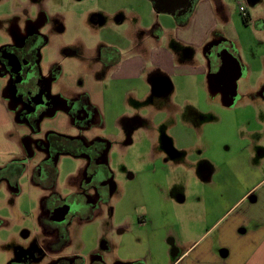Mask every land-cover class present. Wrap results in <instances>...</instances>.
<instances>
[{
  "label": "rangeland",
  "instance_id": "1",
  "mask_svg": "<svg viewBox=\"0 0 264 264\" xmlns=\"http://www.w3.org/2000/svg\"><path fill=\"white\" fill-rule=\"evenodd\" d=\"M19 1L0 0V45L10 39L12 20L33 19L35 15L33 0ZM27 4L33 6L28 16ZM209 4L215 16V32L207 45L226 42L241 65L232 75L238 78L219 85V90L232 88L233 98L221 99L210 87L197 88L199 94L194 93L193 84L186 82L184 88L177 84L169 95L154 96L150 92L139 102L124 91L141 88L142 77L92 85L84 61L90 59L88 50L95 45L125 48L129 26L138 19L140 26L159 23L162 28H170L171 34H178L182 32L177 31L178 21L185 16L155 14L149 0L47 2L52 11V33L51 44L41 52V68L45 71L46 66L57 63L60 85L90 91L103 128L88 135L107 136V169L116 186L104 215L108 219L109 210L113 211L112 228L101 239L106 244L107 264H172L176 248L180 252L197 240L196 245L211 241L248 208L254 191H264V85L254 89L258 78L264 77V0H209ZM241 7L247 18L242 17ZM59 26L62 32L57 33ZM64 49L75 50L78 56L64 58ZM60 85L55 81L51 92H58ZM3 87L0 78V92ZM170 98L177 107L170 104ZM14 121L5 118L0 106V141L3 126L10 122L13 142L17 143ZM47 132L74 136L77 130L58 113L42 121L35 138L43 140ZM30 147L37 156L35 146ZM84 167L82 159L58 157L55 186L61 196L73 190ZM38 197L39 191L26 185L11 205L1 203L6 198L0 194V216L18 238L26 229L30 249L36 252L33 214ZM236 208L239 210L233 212ZM6 233L0 232V264H7L17 249L16 244L7 243ZM98 234L94 223L85 226L82 243L88 252L95 248ZM33 263L37 262H29Z\"/></svg>",
  "mask_w": 264,
  "mask_h": 264
},
{
  "label": "flooded vegetation",
  "instance_id": "2",
  "mask_svg": "<svg viewBox=\"0 0 264 264\" xmlns=\"http://www.w3.org/2000/svg\"><path fill=\"white\" fill-rule=\"evenodd\" d=\"M197 1L192 0V6ZM26 6L28 10L25 14L28 16L33 6ZM34 8L33 19L18 22L12 20L10 39L0 45V78L4 80V87L0 92V106L4 108L7 120L14 118L17 134V143L14 144L10 122L9 126H3L0 141V194L4 195L6 202L1 203L13 204L25 185L39 191L37 211L33 214L36 231L33 237H36L38 252L30 249V233L26 229H22L18 238L10 230L9 222L0 216V232H7L8 244L17 245L7 264H29L32 261L37 262L36 264H107L106 244L101 239L112 228L110 220L113 211L109 210L108 219L104 215L105 206L116 186L112 184L107 169V136L88 135L94 129L103 128L102 117L89 90L75 91L72 86L59 84L61 70L57 63H51L46 66L45 71L42 70V49L51 44L49 36L52 29L49 22L52 11H47L43 2H34ZM248 16L246 12V16L242 17ZM55 32H62L61 27H57ZM141 32L136 34L133 50L138 51L141 47ZM152 33L151 30L147 36ZM207 47L211 80L219 89L222 84H219L217 77L218 80H224L222 86H225L228 76L224 75L229 73L230 64L235 63L230 57L236 60L237 70L241 65L226 42L215 41ZM88 51L90 59L84 60L88 67V77L92 85L97 86L106 76L109 67L117 63L119 56L107 45L103 48L95 45ZM63 54L64 58L78 56L75 50L70 49H64ZM94 55L96 57L92 59ZM95 71L97 80L94 78ZM220 72H224L223 75H218ZM55 81L61 87L53 94L51 91ZM149 82L152 86L150 92L154 96L165 95H156L153 91L155 85L167 83L164 76L149 79ZM129 94L136 95L135 92ZM58 113L63 114L71 127L77 130L76 135L47 132L43 140L36 139L42 121ZM86 136H90L89 139ZM32 145L36 148L37 156L30 151ZM61 155H69L85 162L73 190L65 197L59 194L55 186L56 161ZM32 160L34 162L30 166ZM91 223L95 224L99 234L95 248L88 252L82 243V234L85 226ZM66 249L69 251L65 252Z\"/></svg>",
  "mask_w": 264,
  "mask_h": 264
},
{
  "label": "crops",
  "instance_id": "3",
  "mask_svg": "<svg viewBox=\"0 0 264 264\" xmlns=\"http://www.w3.org/2000/svg\"><path fill=\"white\" fill-rule=\"evenodd\" d=\"M79 1L81 0H76ZM33 2L36 4L43 2L46 10L51 12L47 8L48 0H33ZM186 20L183 25L176 23L179 27L177 31H182L178 34L176 32L171 34L170 28H162L159 23L152 27L140 26L139 19L136 23H131L125 48L108 45L119 58L117 63L109 67L106 76L101 80L124 82L144 78L140 83L141 88L139 86L129 89V92H135L136 95L133 96L139 102L150 93L152 86L149 79L158 76H164L166 79L168 91L165 95L172 93L177 84L184 88L183 84L189 82L194 86V93L199 94L197 88L210 87L219 98L232 99V88L226 91L219 90L211 80L207 42L215 32V16L209 0H198L192 12L186 16ZM151 30L152 35L147 36ZM138 31L142 32L141 47L137 51L132 49V45ZM94 78L97 80L96 71ZM262 84L264 77L258 78L254 89L258 90ZM129 92L124 91V94L128 95ZM170 99H172L170 104L177 107L174 98ZM252 195L248 208L241 210L230 226L221 230V233L211 241L196 245L199 241L197 240L179 252L172 239L170 242L176 248L171 255L172 264H264V191L256 190ZM238 208L233 212H237Z\"/></svg>",
  "mask_w": 264,
  "mask_h": 264
},
{
  "label": "water",
  "instance_id": "4",
  "mask_svg": "<svg viewBox=\"0 0 264 264\" xmlns=\"http://www.w3.org/2000/svg\"><path fill=\"white\" fill-rule=\"evenodd\" d=\"M149 1L151 2V4H153L152 9L156 14H168L174 17L185 16L186 14H188V12L192 7V0H149ZM230 58L232 61L234 60L236 63V60L232 56ZM235 63L233 62L232 63L233 65L230 64V66L228 67L229 73L228 74L225 73L224 75L225 77L228 76L226 79L237 73L238 65L237 63L236 64ZM223 73L224 72L222 73L220 72V74L218 75H223ZM236 78H238V76H232L229 79L235 80ZM217 81L219 82V84H223L224 80L222 79L218 80L217 77ZM153 91L156 95L166 94V92L168 91L167 83L164 85L161 84L155 85L153 87Z\"/></svg>",
  "mask_w": 264,
  "mask_h": 264
},
{
  "label": "built area",
  "instance_id": "5",
  "mask_svg": "<svg viewBox=\"0 0 264 264\" xmlns=\"http://www.w3.org/2000/svg\"><path fill=\"white\" fill-rule=\"evenodd\" d=\"M240 12L242 14V16H246V10L244 8H240Z\"/></svg>",
  "mask_w": 264,
  "mask_h": 264
},
{
  "label": "trees",
  "instance_id": "6",
  "mask_svg": "<svg viewBox=\"0 0 264 264\" xmlns=\"http://www.w3.org/2000/svg\"><path fill=\"white\" fill-rule=\"evenodd\" d=\"M153 5V4H152ZM186 21V17L182 21H178L180 25H183Z\"/></svg>",
  "mask_w": 264,
  "mask_h": 264
}]
</instances>
